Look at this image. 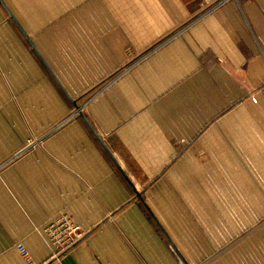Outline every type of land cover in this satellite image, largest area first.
<instances>
[{
	"label": "crops",
	"instance_id": "0c3cea01",
	"mask_svg": "<svg viewBox=\"0 0 264 264\" xmlns=\"http://www.w3.org/2000/svg\"><path fill=\"white\" fill-rule=\"evenodd\" d=\"M61 214L82 234L54 256ZM19 243L264 264V0H0V264Z\"/></svg>",
	"mask_w": 264,
	"mask_h": 264
},
{
	"label": "built area",
	"instance_id": "2783aa9c",
	"mask_svg": "<svg viewBox=\"0 0 264 264\" xmlns=\"http://www.w3.org/2000/svg\"><path fill=\"white\" fill-rule=\"evenodd\" d=\"M32 144V143H31ZM42 233L53 248L54 256L64 251L72 243L78 240L81 236V231L78 226H75L71 218L66 214L57 216L50 221L42 230ZM17 250L28 264H36L30 257L23 244L16 245Z\"/></svg>",
	"mask_w": 264,
	"mask_h": 264
},
{
	"label": "rangeland",
	"instance_id": "374dc122",
	"mask_svg": "<svg viewBox=\"0 0 264 264\" xmlns=\"http://www.w3.org/2000/svg\"><path fill=\"white\" fill-rule=\"evenodd\" d=\"M42 138H43V136H42ZM35 140H41V138H37V137H35V136H33V138H29L27 141L29 142V143H27V145L30 147L31 146V143L33 142V141H35ZM55 219V218H54Z\"/></svg>",
	"mask_w": 264,
	"mask_h": 264
},
{
	"label": "water",
	"instance_id": "95a60500",
	"mask_svg": "<svg viewBox=\"0 0 264 264\" xmlns=\"http://www.w3.org/2000/svg\"><path fill=\"white\" fill-rule=\"evenodd\" d=\"M137 197L139 198L140 196H139V195H137Z\"/></svg>",
	"mask_w": 264,
	"mask_h": 264
}]
</instances>
